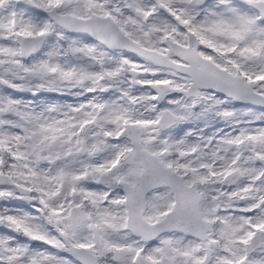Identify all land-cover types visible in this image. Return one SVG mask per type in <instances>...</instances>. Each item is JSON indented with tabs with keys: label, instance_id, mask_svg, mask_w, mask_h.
Segmentation results:
<instances>
[{
	"label": "snow or ice",
	"instance_id": "snow-or-ice-1",
	"mask_svg": "<svg viewBox=\"0 0 264 264\" xmlns=\"http://www.w3.org/2000/svg\"><path fill=\"white\" fill-rule=\"evenodd\" d=\"M0 264H264V0H0Z\"/></svg>",
	"mask_w": 264,
	"mask_h": 264
}]
</instances>
